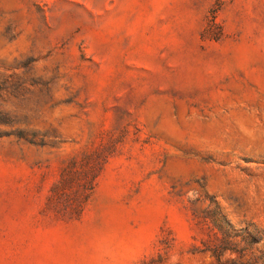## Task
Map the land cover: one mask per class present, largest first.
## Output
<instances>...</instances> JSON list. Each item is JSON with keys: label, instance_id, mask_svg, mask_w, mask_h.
<instances>
[{"label": "rangeland", "instance_id": "obj_1", "mask_svg": "<svg viewBox=\"0 0 264 264\" xmlns=\"http://www.w3.org/2000/svg\"><path fill=\"white\" fill-rule=\"evenodd\" d=\"M213 202L264 233V0H0V264H214Z\"/></svg>", "mask_w": 264, "mask_h": 264}, {"label": "trees", "instance_id": "obj_2", "mask_svg": "<svg viewBox=\"0 0 264 264\" xmlns=\"http://www.w3.org/2000/svg\"><path fill=\"white\" fill-rule=\"evenodd\" d=\"M213 204L215 212L193 213L197 231L203 236L202 246H194V250L208 255L214 264H264V233L256 228L235 231ZM165 256L159 250L140 264H169Z\"/></svg>", "mask_w": 264, "mask_h": 264}]
</instances>
